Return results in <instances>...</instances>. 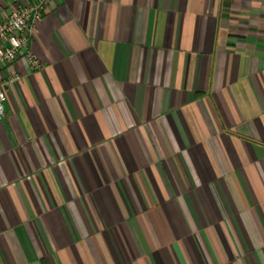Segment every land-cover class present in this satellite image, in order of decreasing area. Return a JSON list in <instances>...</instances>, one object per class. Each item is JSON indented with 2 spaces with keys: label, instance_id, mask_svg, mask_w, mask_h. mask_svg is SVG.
Wrapping results in <instances>:
<instances>
[{
  "label": "crops",
  "instance_id": "obj_1",
  "mask_svg": "<svg viewBox=\"0 0 264 264\" xmlns=\"http://www.w3.org/2000/svg\"><path fill=\"white\" fill-rule=\"evenodd\" d=\"M13 76L0 264H264V0H52Z\"/></svg>",
  "mask_w": 264,
  "mask_h": 264
},
{
  "label": "built area",
  "instance_id": "obj_2",
  "mask_svg": "<svg viewBox=\"0 0 264 264\" xmlns=\"http://www.w3.org/2000/svg\"><path fill=\"white\" fill-rule=\"evenodd\" d=\"M4 0H0L2 2ZM52 0H9V13L5 12L0 19V69L13 63L28 49L34 36L35 27L47 11ZM27 59L32 69H40L42 63L28 52ZM17 76L0 79V120L6 112L8 86Z\"/></svg>",
  "mask_w": 264,
  "mask_h": 264
}]
</instances>
